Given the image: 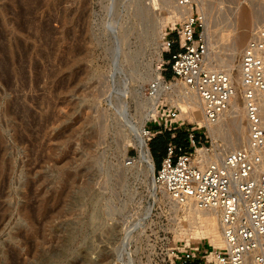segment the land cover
Returning a JSON list of instances; mask_svg holds the SVG:
<instances>
[{
	"label": "rangeland",
	"instance_id": "obj_1",
	"mask_svg": "<svg viewBox=\"0 0 264 264\" xmlns=\"http://www.w3.org/2000/svg\"><path fill=\"white\" fill-rule=\"evenodd\" d=\"M250 1L189 3L217 29L229 27L233 9L246 8L243 49L264 25V2ZM179 3L0 0V264H166L168 251L186 244L176 239L181 213L161 192L153 195L149 177L124 167L138 157L135 128L154 78L174 79L156 27ZM181 21L165 28V41L176 40ZM216 40L213 61L230 53L229 40ZM165 97L160 116L145 125L163 131L148 140L150 151L175 131L166 126L178 127L182 141L200 125L168 116L175 108ZM166 144H154L157 167ZM200 243L210 249L208 239Z\"/></svg>",
	"mask_w": 264,
	"mask_h": 264
},
{
	"label": "built area",
	"instance_id": "obj_2",
	"mask_svg": "<svg viewBox=\"0 0 264 264\" xmlns=\"http://www.w3.org/2000/svg\"><path fill=\"white\" fill-rule=\"evenodd\" d=\"M204 28L202 16L193 13L176 24V40L167 39L165 63L199 97L204 125L191 124L181 142H167L154 182L179 205L217 210L226 251L184 244L168 251L166 264H264V25L252 32L240 57L248 141L224 154L212 147L207 130L230 108L235 88L229 73L208 65ZM172 107L175 112L168 116L176 117L178 109ZM162 133L147 130L149 141ZM204 146L202 155L197 150Z\"/></svg>",
	"mask_w": 264,
	"mask_h": 264
},
{
	"label": "bare ground",
	"instance_id": "obj_3",
	"mask_svg": "<svg viewBox=\"0 0 264 264\" xmlns=\"http://www.w3.org/2000/svg\"><path fill=\"white\" fill-rule=\"evenodd\" d=\"M171 1L172 0H167V2L170 3ZM258 1H260V3L264 2L261 0ZM259 4H257V7ZM153 5L157 6L158 3L155 1ZM263 5L264 3L262 4V6ZM253 6L254 5H252V8ZM231 8L228 10V12L231 10ZM254 8L256 7L254 6ZM193 9L194 8L191 3L183 5L180 2L178 6H175L173 9H171L168 12L169 16L167 18H164V20L161 21L159 25L156 24L158 26L156 27V31H158L159 34L158 44H160L163 47V49L167 48V41H165V36L168 34L167 33L168 31H166L165 28L169 26L171 23H176L178 19H181L183 21L186 18L192 16ZM235 9H233L234 12L231 10L233 12L231 16L232 15L233 16L232 19L230 18L229 19L232 22L230 23L233 25L235 24L237 25L238 23L239 25V28L237 27L238 29L235 26L232 27L231 24L229 25V27L231 26L232 28H229L227 24L228 22L227 23L225 22L227 24L226 28H224V26L222 27L224 29L221 28L217 29V27L214 28L216 24L211 25L212 23L209 21L208 17H205L206 25L204 23L205 28L203 32V36L208 46V52H207L208 65H210L212 69L222 70L229 73L231 75L233 86L235 88V94L232 98L230 108L223 115L219 123H217L216 125H210L207 130V134L209 133L212 136V138L209 137L211 139L210 141L212 147H214L215 149L218 148L220 152H222L223 154L241 148L242 146L246 145L248 141V124L246 121L245 103L243 101L244 92H243V86L241 80L242 77L240 71V57L245 47L244 46L242 49V46L245 44L244 42L247 38V33H248V31L244 29L248 28L249 25H251V23H250L249 12L246 8L237 7ZM254 13L253 15L255 17L256 16L255 14L257 12L255 14ZM204 15H206L205 12ZM258 17L259 20L261 19L260 22L264 20V10L261 12L260 16L258 15ZM258 25L256 26L258 27ZM216 39H218V42L225 40L227 42L230 41L229 49H228L230 50V53L227 54L226 58L221 59L218 57L219 59H216L217 62L213 61L212 59L214 56L212 51L213 43L217 42ZM153 83H154L153 85L151 84L152 86H151L150 96L147 97V100L149 101L148 104H150L149 110L147 109L146 113L144 112L142 114L143 115L142 119L135 128L137 132V136H136L137 139L132 145L136 148L138 152V157L135 159L127 157V159L124 162V167L135 168L137 171L142 172L147 177H149L152 184V190L154 193L153 195L157 196L158 193L161 192L163 194V197L168 199V201L171 203L175 211H177V213L178 212L181 213V217H180L181 225H179V230H178V234L176 235V239L180 238V235L184 236L186 239V245H191V243L200 244V240L202 242L203 240L208 239L209 248L211 252L214 249H220L221 251H226V247L223 242L222 232L220 228V222H219L220 215L217 210L199 209L193 204L179 205L175 201H173V199L165 190L158 187L154 182L156 165L148 145L149 136L146 132L145 125L149 120L157 119L160 116L158 104L159 102H161L160 99L162 95L166 96L165 97L166 100L170 101L172 103L171 104L172 106H175L180 110L181 113L177 115L176 118L182 122L185 119H190L192 120V122H196L200 124L199 126H203L204 114H203V107L200 103L199 97L191 89L185 87L183 83L177 78H174L171 82H167L162 76V73L160 72L154 78ZM153 86L154 88H152ZM231 134L233 136H231ZM221 140H224L225 147H222V144L220 143ZM197 151L202 155L205 154L206 146L202 148L198 147ZM149 212H150L149 209L146 208L144 215H147Z\"/></svg>",
	"mask_w": 264,
	"mask_h": 264
},
{
	"label": "crops",
	"instance_id": "obj_4",
	"mask_svg": "<svg viewBox=\"0 0 264 264\" xmlns=\"http://www.w3.org/2000/svg\"><path fill=\"white\" fill-rule=\"evenodd\" d=\"M169 56H170V55H169ZM169 59H170V57H169ZM175 128H176V127H175ZM175 128H173V129H175ZM174 133H177V132H174ZM169 134H170V136L168 137L169 139H167V141H171V140H173V141H175L176 143L181 142V141H179L178 139H172V134H173V133H169ZM151 151H152V149H151ZM152 156H153V158H154V162H155V165H156V160H155V156H154L153 151H152ZM163 157H164V156L161 157L160 162H161V160H162ZM193 264H200V263L195 262V263H193Z\"/></svg>",
	"mask_w": 264,
	"mask_h": 264
},
{
	"label": "trees",
	"instance_id": "obj_5",
	"mask_svg": "<svg viewBox=\"0 0 264 264\" xmlns=\"http://www.w3.org/2000/svg\"><path fill=\"white\" fill-rule=\"evenodd\" d=\"M169 57H170V56H169ZM169 136H170V134L167 135V137H169ZM167 139H168V138H165V137H162V136L158 137V139H156L155 141H153V142L151 143V149H152V151H153L154 144H155L158 140H161L164 144H166V143H167ZM164 147H165V145H164Z\"/></svg>",
	"mask_w": 264,
	"mask_h": 264
}]
</instances>
